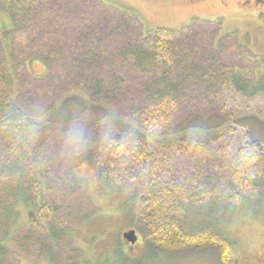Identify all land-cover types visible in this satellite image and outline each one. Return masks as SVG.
Listing matches in <instances>:
<instances>
[{
	"label": "trees",
	"instance_id": "16d2710c",
	"mask_svg": "<svg viewBox=\"0 0 264 264\" xmlns=\"http://www.w3.org/2000/svg\"><path fill=\"white\" fill-rule=\"evenodd\" d=\"M0 9L13 20L0 33V260L13 253L11 244L25 255L46 252L34 248L40 239L54 244L62 229L56 196L62 201L71 191V160L82 156L93 160L103 184L140 194L144 229L159 247L216 245L226 264H235V242L183 228L210 189L183 164L212 146V138L186 134L187 123L220 110L222 90H246L251 58L234 35L217 43L221 23L203 19L146 32L133 11L102 0H0ZM227 38L233 44L221 48ZM34 58L47 64L45 74L28 70ZM72 97L84 115L61 120ZM221 192L231 210L249 195L264 196L258 141L238 149ZM22 205L30 218L15 229Z\"/></svg>",
	"mask_w": 264,
	"mask_h": 264
},
{
	"label": "rangeland",
	"instance_id": "374dc122",
	"mask_svg": "<svg viewBox=\"0 0 264 264\" xmlns=\"http://www.w3.org/2000/svg\"><path fill=\"white\" fill-rule=\"evenodd\" d=\"M102 1L114 9L133 11L146 32L158 27L178 29L198 19L218 21L221 30L216 42L233 34L237 44L247 53L246 59L251 58L246 61L248 67L244 70L246 90L238 92L233 86L222 90L220 110L199 113L187 123L186 134L202 142L212 138V146L208 151L195 153L194 162L191 157L185 166L183 164L190 178L207 180L210 186L205 192L208 194L206 201L202 205L195 204L185 215L183 228L188 232L204 228L215 231L235 242L240 255H262L264 196L249 195L231 210L226 208L227 200L222 202L221 186L241 146L248 140H255L264 147V0ZM1 27L11 30L13 20L9 12L0 9V33ZM222 42L221 48H224L234 40L227 38ZM27 67L35 75L45 74L48 68L46 63L35 58L27 62ZM83 109L81 101L72 97L62 107L59 118L84 115ZM70 166L72 189L62 201L60 195L56 196L58 206L54 219L62 229L54 244L45 238L38 239L34 248L41 250L42 246L46 252L42 250L35 255H25L11 244L8 248L13 253L2 257L0 264H199L205 256H218L216 245L187 246L175 251L159 247L144 229L140 194L103 184L91 159L78 156L71 160ZM55 188L60 190L58 186ZM20 212V222L15 224V229L30 218L25 205L20 206ZM130 229L137 230L139 243L135 246L122 236ZM34 243H27L26 247Z\"/></svg>",
	"mask_w": 264,
	"mask_h": 264
},
{
	"label": "flooded vegetation",
	"instance_id": "af4514ba",
	"mask_svg": "<svg viewBox=\"0 0 264 264\" xmlns=\"http://www.w3.org/2000/svg\"><path fill=\"white\" fill-rule=\"evenodd\" d=\"M139 239V238H138ZM139 243V240L136 243L131 244L135 246ZM238 251V250H237ZM248 254V253H247ZM245 256L240 255L237 252L236 263L235 264H264V251L260 256ZM225 256H221L218 253V256H205L203 259L199 260V264H226Z\"/></svg>",
	"mask_w": 264,
	"mask_h": 264
},
{
	"label": "water",
	"instance_id": "95a60500",
	"mask_svg": "<svg viewBox=\"0 0 264 264\" xmlns=\"http://www.w3.org/2000/svg\"><path fill=\"white\" fill-rule=\"evenodd\" d=\"M123 238L129 243H136L138 240V235L136 233V229H131L123 233Z\"/></svg>",
	"mask_w": 264,
	"mask_h": 264
},
{
	"label": "bare ground",
	"instance_id": "6f19581e",
	"mask_svg": "<svg viewBox=\"0 0 264 264\" xmlns=\"http://www.w3.org/2000/svg\"><path fill=\"white\" fill-rule=\"evenodd\" d=\"M161 195V194H160Z\"/></svg>",
	"mask_w": 264,
	"mask_h": 264
}]
</instances>
